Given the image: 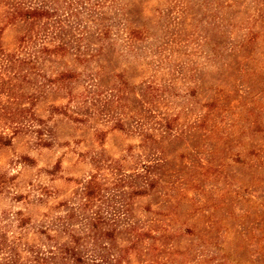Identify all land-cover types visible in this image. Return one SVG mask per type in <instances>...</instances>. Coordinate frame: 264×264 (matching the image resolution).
<instances>
[{"label":"rangeland","instance_id":"1","mask_svg":"<svg viewBox=\"0 0 264 264\" xmlns=\"http://www.w3.org/2000/svg\"><path fill=\"white\" fill-rule=\"evenodd\" d=\"M19 1L53 12L20 57L42 43L64 50L4 84L28 99L0 94L28 110L14 135L0 120V264L70 245L61 225L97 260L83 236L94 212L115 223L113 255L126 252L128 226L146 233L129 264H264V0ZM2 24L0 52L13 53L29 26ZM144 166L153 185L132 194Z\"/></svg>","mask_w":264,"mask_h":264},{"label":"trees","instance_id":"2","mask_svg":"<svg viewBox=\"0 0 264 264\" xmlns=\"http://www.w3.org/2000/svg\"><path fill=\"white\" fill-rule=\"evenodd\" d=\"M0 6L3 7L2 13L0 15V20L3 21L2 27H5L7 24L14 21H22L26 23L30 29V33L28 34V36L20 37L18 39V45H16L15 51L13 53L0 52V80H2L0 81V94L4 93L7 100H16L17 103L22 99H28V97H24L19 93H16L12 96L10 90L4 88V84H9L11 81L10 79L19 76L20 74L18 73V70H20L21 67L26 66L28 69H33L35 62L43 59L44 57H47L48 55L61 54V52H63L64 50V47L62 43L52 44L51 47L47 46V44L49 43H42L38 45V47H36L33 51L27 53L26 57H20L19 52L24 47L23 45L31 39V29H33L35 21L40 17L48 19V16H52L53 12L48 14V12L43 11V8H41V6L39 5V7L25 6L19 0H0ZM51 21V31L54 36L59 30H61L62 25L59 19H53ZM36 36L37 34H34L33 38L35 39ZM63 75V73H59L57 75V78L51 81V83L57 85L62 79H65V76ZM5 76L7 78H5ZM20 76L24 77L23 75ZM10 86L12 87L13 85H11L10 83ZM27 111V108L21 107L18 109V111L13 112L12 110H8L5 105L0 103V120L4 119L2 130L4 129L7 132H10V136L16 134L19 131L20 127L17 125L19 121L14 122V120L18 115L24 117ZM2 130H0V145H7V143L9 142V137H6ZM34 133L38 135L37 143L41 144L42 142V144H44V141L40 137V132L36 130L34 131ZM140 170L142 171V173H140L139 171H133L134 173H138L134 176V179H141L144 182L142 183L143 185H141L142 187H139L138 189H132V194L144 193L146 187L151 188L153 185V182L151 180L148 181V166H144ZM93 179L94 176H89L87 181L81 188L80 194L82 195L81 198H83V203L81 205L83 206V208L88 206V203L93 196V191L95 189V187L92 185ZM119 181H122L120 177ZM18 197L19 196H14L13 199L17 200ZM15 214L17 215L16 217L21 215L20 212H16ZM70 216H72V213H67V215L62 219V222H66ZM84 220L87 232L83 236L84 238L92 239V245L98 247V251H96L98 252V254L96 255L97 260H84L80 255V252L77 251L79 241L83 237H80L79 235H73L71 233V229H69V226L61 225V232L67 234V236L70 237L71 244L67 246H53L51 247L52 249H50V251H48L45 255H33L30 259V262H32L33 264H129V261L125 260L128 250L131 248H135L137 243L140 242L141 238L146 234L141 231V229L137 228V226H128L127 239L129 243L126 247H124V250H126V252L123 251L120 254L117 253L116 255H113L111 251L114 247L113 245H111V240H113L115 234L118 232L115 229L116 226L115 223H113V220L111 221L109 219H106L104 216L96 212L92 213L87 219ZM16 221L18 223V226L24 227L26 218L19 217L18 219L16 218ZM102 225H107L110 229L102 230ZM53 232H58V229L54 230ZM43 233H47L45 235L46 239L51 240V236H49V233L46 230H43ZM103 239L110 241H108V244H102L101 242H98L102 241ZM119 250L123 249H118L117 251L119 252Z\"/></svg>","mask_w":264,"mask_h":264}]
</instances>
